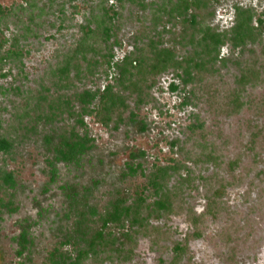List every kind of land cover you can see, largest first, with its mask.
<instances>
[{"label": "rangeland", "instance_id": "374dc122", "mask_svg": "<svg viewBox=\"0 0 264 264\" xmlns=\"http://www.w3.org/2000/svg\"><path fill=\"white\" fill-rule=\"evenodd\" d=\"M146 1L152 3L142 12L116 0H0V6L9 11L1 18L0 30L10 39L7 45L16 39L23 50V85L34 87L81 36L80 25L95 27V21L111 7L122 10V46L115 51L120 59L131 49L139 18L148 23L153 11L161 13L158 5L165 4V9L171 5L165 3L169 0ZM234 4L254 7V23L262 31L261 42L255 46L262 63L259 76L242 93L241 104L233 102L232 74L223 70L196 87L195 108L182 109V94L170 89L173 80L165 74L153 92L159 109L147 104L135 121L118 128L86 117L93 147L77 164L58 163L53 181L41 143H27L18 160L10 164L16 184L8 191L16 211L0 212V264H47L48 252L72 221L68 187L75 190L74 209L85 196L86 203L98 210L111 193L133 195L145 183L140 173H130L129 166L139 168L140 164L147 171L170 159L185 165L181 168L185 180L175 184V177L169 184H175L176 192L169 213L150 220L137 239L131 262L104 264H170L173 244L185 236L189 239L180 264H264V0H218L210 25L219 30L231 26ZM221 52L226 53L227 47ZM94 83L105 85V76L101 73ZM192 111L205 119L206 139L201 146L214 143L219 162L201 156L196 138L186 136L184 127ZM176 137L187 143L185 154L170 150L168 142ZM22 230L32 242L20 255L14 238Z\"/></svg>", "mask_w": 264, "mask_h": 264}, {"label": "trees", "instance_id": "16d2710c", "mask_svg": "<svg viewBox=\"0 0 264 264\" xmlns=\"http://www.w3.org/2000/svg\"><path fill=\"white\" fill-rule=\"evenodd\" d=\"M116 1L122 6L128 2L142 12L152 3ZM217 2L169 0L165 2L171 3L167 9L165 4L158 5L161 13L156 15L153 11L148 23L139 18V27L131 35V49L120 59L116 58L115 51L122 46V10L115 11L111 7L99 22L95 21V27L80 25L81 36L34 87L23 85L21 81L26 75L18 40L12 39L7 45L10 39L0 30V212L16 211L8 191L16 184L15 171L10 164L18 160L23 146L30 142L41 143L53 181L58 163L77 164L93 147L86 117L94 116L104 126L109 128L113 124L118 128L119 124L135 121L138 111L147 104L159 109L153 92L165 74H171L170 89L182 94L179 103L182 109L195 108L196 87L220 76L223 70L232 74V101L239 103L246 87L259 76L262 63L255 46L261 42L262 31L254 23V7L239 4L233 5L231 26L223 30L211 26ZM7 15L8 9L0 6V24L1 18ZM224 46L226 53L221 52ZM101 73L106 84L98 86L94 80ZM175 80L178 83H174ZM189 116L184 127L186 136L196 138L199 148L206 139L205 119L193 111ZM168 143L170 150L177 154L189 151L185 148L187 143H181L179 137ZM200 148L201 156L219 162L214 143L208 142L206 147ZM138 166H129L130 173H140L145 183L136 188L133 195L120 191L111 193L98 210L86 203L85 196L74 209L75 190L68 187L70 207L74 210L72 221L61 232L57 245L48 252L47 264L131 262L139 235L147 229L150 220H159L169 213L175 201L174 185L185 180L181 176L185 165L176 159L153 164L147 171ZM175 177L178 180L170 187ZM223 190L221 185L220 194ZM14 239L20 255L32 242L26 230ZM187 239L189 237L185 236L184 241L173 244L170 264H180Z\"/></svg>", "mask_w": 264, "mask_h": 264}]
</instances>
